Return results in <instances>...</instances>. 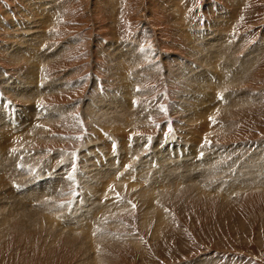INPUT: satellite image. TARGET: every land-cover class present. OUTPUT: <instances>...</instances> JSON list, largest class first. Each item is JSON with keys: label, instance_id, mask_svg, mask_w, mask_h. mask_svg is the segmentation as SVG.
Here are the masks:
<instances>
[{"label": "rangeland", "instance_id": "1", "mask_svg": "<svg viewBox=\"0 0 264 264\" xmlns=\"http://www.w3.org/2000/svg\"><path fill=\"white\" fill-rule=\"evenodd\" d=\"M0 95V264H264V0H0Z\"/></svg>", "mask_w": 264, "mask_h": 264}, {"label": "bare ground", "instance_id": "2", "mask_svg": "<svg viewBox=\"0 0 264 264\" xmlns=\"http://www.w3.org/2000/svg\"><path fill=\"white\" fill-rule=\"evenodd\" d=\"M36 53V52H35ZM38 87V86H37ZM24 88V87H23ZM12 89V88H11ZM36 89V88H35ZM34 89V90H35ZM12 91V90H11ZM15 91V90H14ZM35 92H36V90H35ZM29 94V93H28ZM30 97V96H29ZM33 98V97H32ZM125 101V100H124ZM120 105V104H119ZM35 106V105H34ZM121 106V105H120ZM93 109V108H92ZM95 109V108H94ZM109 109L110 108H108L107 110L109 111ZM115 114H116V111L115 110H112ZM113 112H111V113H113ZM125 111L123 110V109H121V107L120 108H118V115H122L123 113H124ZM131 112V111H130ZM129 112V113H130ZM101 113V112H100ZM111 113H110V115H111ZM129 113H128V115H129ZM114 117L116 116V115H114V114H112ZM124 118V117H123ZM110 125V124H109ZM120 125V124H119ZM133 126V125H132ZM131 126V127H132ZM28 132V131H27ZM23 136H25V135H23ZM6 137V136H5ZM18 137H19V135H18ZM21 137V136H20ZM28 137V136H27ZM200 141V140H199ZM1 145H3V144H1ZM4 147V146H3ZM5 148V147H4ZM183 148V147H182ZM9 149H11V147L9 146ZM9 149L7 150V151H9ZM3 150H5V149H3ZM187 150V149H186ZM171 152V151H170ZM175 152V151H174ZM8 153H11V152H8ZM171 154V153H170ZM3 154H1V156H2ZM172 155V154H171ZM170 155V156H171ZM4 156V155H3ZM7 156V155H6ZM9 156V155H8ZM8 156L6 157V158H8ZM174 155H172V157H173ZM14 157V156H13ZM177 157V156H176ZM179 157V156H178ZM177 157V158H178ZM2 158V157H1ZM5 158V159H6ZM14 158H16V157H14ZM173 159H174V157H173ZM179 159V158H178ZM8 161V160H7ZM16 161V160H15ZM173 161V160H172ZM175 161V160H174ZM174 161L172 162L173 164H175L174 163ZM202 161V160H201ZM4 162V161H3ZM9 162V161H8ZM13 162V161H12ZM178 162V163H177ZM176 163V165H178V167H179V169L181 170V173L183 174V175H180V176H183V178H187L188 179V176H187V173L189 172V170L187 171L186 170V167L187 166H185V164L183 163V162H181V161H177ZM203 162V161H202ZM17 163V162H16ZM15 163V164H16ZM164 163V162H163ZM162 163V164H163ZM170 163H171V161H170ZM197 163V162H196ZM199 163V162H198ZM205 163V162H204ZM14 164V163H13ZM207 164H209V163H207ZM175 165V166H176ZM199 165V164H198ZM202 165H204V164H202ZM15 166H17V164L15 165ZM14 167V166H13ZM163 168H164V165L162 166ZM190 167H191V165H190ZM190 167H188V168H190ZM200 167H201V165H200ZM200 167H198V168H200ZM202 168V167H201ZM200 168V169H201ZM203 168H204V166H203ZM178 169V168H177ZM192 169V168H191ZM23 170V169H22ZM171 170V169H170ZM196 170V169H195ZM204 170V169H203ZM87 171H88V169H87ZM211 171V169H210V167H209V170H208V173ZM192 172V171H191ZM196 172H198V170H196ZM9 173V172H8ZM193 173V172H192ZM26 174V173H25ZM166 174V173H165ZM180 174V173H179ZM196 174V173H195ZM194 174V175H195ZM27 175V174H26ZM163 175V174H162ZM200 176V175H199ZM238 176V175H237ZM176 177L177 178H174V174H171V173H168L167 175H165V179H168V182H169V185L170 184H172L173 186H174V184H178V183H180V182H177V183H174V180H177L178 179V176L176 175ZM190 177H192V176H190ZM181 178V177H180ZM195 178V177H194ZM16 179V178H15ZM191 179H193V178H191ZM113 180V179H112ZM69 181V180H68ZM71 182V181H70ZM199 183V182H198ZM128 184H130V183H127V185ZM129 187H131V186H129ZM127 189V188H126ZM109 190V189H108ZM142 195H144V194H142ZM39 197V196H38ZM42 206V205H41ZM103 210V209H102ZM40 212V211H39Z\"/></svg>", "mask_w": 264, "mask_h": 264}]
</instances>
